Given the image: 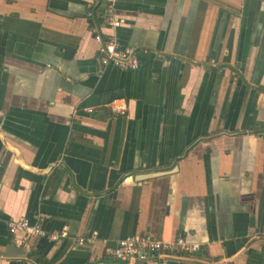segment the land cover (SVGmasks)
Wrapping results in <instances>:
<instances>
[{"label":"crops","instance_id":"0c3cea01","mask_svg":"<svg viewBox=\"0 0 264 264\" xmlns=\"http://www.w3.org/2000/svg\"><path fill=\"white\" fill-rule=\"evenodd\" d=\"M104 9L0 0V264H121L143 233L199 246L169 264H264V0H116V30ZM97 33L140 70L103 67ZM23 218L68 237L18 247Z\"/></svg>","mask_w":264,"mask_h":264},{"label":"built area","instance_id":"2783aa9c","mask_svg":"<svg viewBox=\"0 0 264 264\" xmlns=\"http://www.w3.org/2000/svg\"><path fill=\"white\" fill-rule=\"evenodd\" d=\"M115 2L116 0H105V9L101 15L104 26L111 30H116L121 26V21L115 14ZM87 17L94 20L95 11H89ZM95 40L99 45L100 62L103 67L130 72L140 70L139 51L135 47L123 44L115 35L105 38L101 33H97ZM115 103L111 104L113 111L124 114L125 107H116ZM88 111L93 112L92 109ZM10 229L13 235L17 236L15 244L24 248L28 247L29 239L43 238L54 242L68 237L66 231L49 233L41 226L31 224L25 218L11 222ZM94 240L95 238L90 240L81 238L77 244L82 246ZM198 251L199 246L188 242L183 236L165 241L153 237L150 233H143L118 240L115 247L107 250V253L121 264H169L184 258H194L193 256H196Z\"/></svg>","mask_w":264,"mask_h":264},{"label":"water","instance_id":"95a60500","mask_svg":"<svg viewBox=\"0 0 264 264\" xmlns=\"http://www.w3.org/2000/svg\"><path fill=\"white\" fill-rule=\"evenodd\" d=\"M163 175H165V172H162V173H152V174H148L146 176H143V175L141 176L140 175V176H137L136 177V181L137 182L145 181V180H149V179L156 178V177L163 176Z\"/></svg>","mask_w":264,"mask_h":264},{"label":"trees","instance_id":"16d2710c","mask_svg":"<svg viewBox=\"0 0 264 264\" xmlns=\"http://www.w3.org/2000/svg\"><path fill=\"white\" fill-rule=\"evenodd\" d=\"M96 13H97V11H96ZM102 13H103V12H102ZM101 15H102V14H101ZM101 15H100V17H101ZM96 16H98V14H96ZM96 20H97V19H96ZM97 21H98V20H97ZM117 98H118V96L113 95V96L108 100V103L114 101V100L117 99ZM36 260H37V263H39V264H47V262H46L41 256H39V255L36 256Z\"/></svg>","mask_w":264,"mask_h":264},{"label":"flooded vegetation","instance_id":"af4514ba","mask_svg":"<svg viewBox=\"0 0 264 264\" xmlns=\"http://www.w3.org/2000/svg\"><path fill=\"white\" fill-rule=\"evenodd\" d=\"M194 257V256H193ZM185 260H187L188 258H184ZM183 259H181V260H179V261H176V262H180V261H182Z\"/></svg>","mask_w":264,"mask_h":264}]
</instances>
